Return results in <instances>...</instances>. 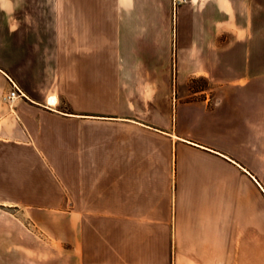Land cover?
Segmentation results:
<instances>
[{"label": "crops", "instance_id": "obj_1", "mask_svg": "<svg viewBox=\"0 0 264 264\" xmlns=\"http://www.w3.org/2000/svg\"><path fill=\"white\" fill-rule=\"evenodd\" d=\"M20 1L31 2L0 0L1 3ZM101 2L108 4L104 11L107 22L103 28L108 36L105 43L99 42ZM192 2L181 7L180 15L174 18L173 0H91L90 41L78 42L74 38L63 41V35L77 34L78 27L70 31L60 26L57 49L76 53L72 59L59 55L57 88L46 84V69L38 68L33 53L36 48L20 37L23 31L3 25L4 8H0V179L11 181L25 194L17 199L2 197L0 204L18 207L23 200L27 210L71 211L76 214L71 220L77 231L74 238L45 235L34 241L25 236L12 237L11 241L17 244L11 251L13 258H27V264H217L213 246L220 244V264H227L223 260L228 257L227 245L222 244L239 239L228 233L229 228L232 232L237 228L234 221L229 225L228 203L223 197L229 193L226 186L229 178L203 165L201 156L189 155L186 150L196 145L223 155L235 167L242 166L239 161L164 125L141 120L99 122L104 116H118L119 111L100 105L102 100L113 103L117 91L145 92L147 83L141 84L143 80L152 84L155 99L162 96L163 90L158 87V80L163 78L164 59L152 53L149 58L118 59L115 54L110 57V52L157 53L176 46L184 64L204 66L205 70L213 65L212 20L220 17L228 22L232 15L225 6H219L213 16L211 0ZM234 18L235 42L216 43L215 47L221 54L235 50L237 60V9ZM83 50H106L109 54L100 58L95 53L85 59L77 53ZM132 67L139 70L133 71ZM105 73L112 79L103 84ZM24 76L29 78L28 82ZM11 80L17 82L24 95L7 101L5 95L11 90ZM237 82L239 76L222 78L227 98L232 97ZM115 118L131 119L127 115ZM129 126L172 136L168 146L171 150L173 143L174 155L132 156L123 144L128 140L117 139L116 144V139H101L100 130L115 127L125 130ZM30 170L32 174L26 177ZM14 171L24 174L15 183L11 176ZM222 183L225 185L221 186ZM3 184L0 181V188ZM30 190L34 194H28ZM52 190H58L61 195L59 208L38 202L32 196L46 197ZM70 190L74 195L69 197ZM31 243L36 245L32 247ZM201 244L205 250L199 249Z\"/></svg>", "mask_w": 264, "mask_h": 264}, {"label": "rangeland", "instance_id": "obj_2", "mask_svg": "<svg viewBox=\"0 0 264 264\" xmlns=\"http://www.w3.org/2000/svg\"><path fill=\"white\" fill-rule=\"evenodd\" d=\"M192 1L182 0L175 3L173 0L174 18L180 15L181 7L193 4ZM218 1L221 0H211L213 16L219 6H225L226 10L230 11L232 20L226 22L220 17L212 20L213 65L205 70L204 66L190 67L184 64L179 59V50L176 46L157 53L135 50L112 51L110 57L115 54L118 59L149 58L152 57L151 53L164 59L166 66H164L163 78L158 80V87L163 89L161 90L162 96L155 99L152 96L155 92L151 90L152 84L149 83V80L146 82L143 80L141 84L147 83L145 92H136L132 89H127L123 93L117 91L113 103L108 100L100 102L102 107L107 110L119 111L118 116L127 115L131 118L130 120H118L115 118L118 116H104L100 118L99 122L101 124L135 123L137 120H141L148 124L164 125L173 132L184 134L212 149L229 153L231 157L237 159L242 166L235 167L234 163L223 155L194 144L191 145L195 147L191 146L186 150L189 155L201 156L199 160L203 161V165L217 169L229 178L226 184L229 193L223 197H226L228 203L229 225H233L234 221L237 228L235 232L229 228L228 233L239 239L222 244L225 247L227 245L228 256L227 260L225 258L223 260L227 261V264H264V0ZM220 3L221 5H218ZM1 7L4 8L3 25L19 27L21 32L23 31L20 37L32 48H36L33 53L37 57L38 68L43 66L46 69L44 73L46 84L57 88L60 68L59 55L63 54L64 57L72 59L75 58L76 53L73 51L60 52L57 49L56 46L61 39L60 26L68 27L70 31H74L78 27L77 34L63 35V41H71V38L84 43L90 41L91 0L0 2ZM107 8L108 4L101 2L100 43L108 42V36L103 28L107 22L104 13ZM236 9L239 11V57L237 60L235 50L221 54L220 49L215 47L216 43L235 42L234 13ZM61 13L63 18H61ZM49 43L52 45L49 46ZM77 53L85 59L91 58L95 53H98L100 58H107L109 54L106 50L98 52L83 50ZM130 69L139 70V67ZM237 76H239V82L234 86L235 92L231 98H227L224 95L225 86L222 83V78L235 79ZM28 79L24 76L25 82H28ZM111 79L112 76L105 73V78L101 81L106 84ZM121 85L123 86V83ZM122 129L115 127L100 130L101 139L113 138L116 139V144H118L117 139L122 138V142L124 139L128 140L129 142L123 144L127 145L132 156L145 153L149 157L157 154L174 155L173 143L171 150L168 146L172 136L150 131L149 128L139 129L129 126L125 130ZM177 140L187 143L182 139ZM179 155H183V152L180 151ZM171 170L173 171L174 168L172 167ZM20 174L18 171H14L11 174L12 182H18L19 176L24 175ZM31 174L30 170L25 175L27 177ZM0 181L4 182V186L0 188V201H3L2 197L17 199L20 196H25L19 192L18 187L11 184V181L5 179H0ZM56 181L58 182V180ZM223 185L225 184L222 183L221 186ZM58 190H52L46 197L41 194L32 196L37 198L38 202L51 203L59 208L61 195L57 192ZM67 192L69 197L74 195L71 190ZM28 194H34V190H30ZM19 202L18 207L0 204V264H27L25 263L28 261L27 258L22 259V256L18 259L13 258L11 251L17 244L11 241L12 237L22 238L25 236L35 241L45 235L73 237L77 234L76 225L71 220L75 219V213L59 209L32 211L24 208L28 206L25 201ZM232 208H236V211L231 210ZM66 219L67 223L64 222ZM229 238H231L230 240L234 239L233 237ZM21 245L26 246L27 244ZM30 245L33 247L36 244L31 243ZM37 245L41 244L37 243ZM200 247L205 250L204 244H201L199 249ZM213 247L215 248L213 254L218 256L215 261L220 264V244ZM203 256H201L202 259Z\"/></svg>", "mask_w": 264, "mask_h": 264}, {"label": "built area", "instance_id": "obj_3", "mask_svg": "<svg viewBox=\"0 0 264 264\" xmlns=\"http://www.w3.org/2000/svg\"><path fill=\"white\" fill-rule=\"evenodd\" d=\"M175 3L177 1H182V0H174ZM11 83H12V88L11 90L5 95V100L7 101H13L14 99L20 97V96H23L24 95V92L22 91V89L19 87V85L17 84L16 81L14 80H11Z\"/></svg>", "mask_w": 264, "mask_h": 264}, {"label": "bare ground", "instance_id": "obj_4", "mask_svg": "<svg viewBox=\"0 0 264 264\" xmlns=\"http://www.w3.org/2000/svg\"><path fill=\"white\" fill-rule=\"evenodd\" d=\"M51 100L54 101L55 99L52 97ZM244 168H245V167H244ZM246 170H247V169H246Z\"/></svg>", "mask_w": 264, "mask_h": 264}]
</instances>
